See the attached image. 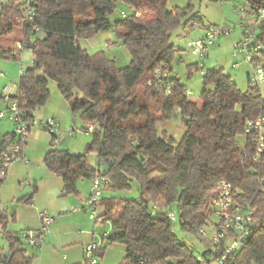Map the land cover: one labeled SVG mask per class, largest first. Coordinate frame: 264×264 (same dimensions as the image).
Returning a JSON list of instances; mask_svg holds the SVG:
<instances>
[{"label": "trees", "instance_id": "16d2710c", "mask_svg": "<svg viewBox=\"0 0 264 264\" xmlns=\"http://www.w3.org/2000/svg\"><path fill=\"white\" fill-rule=\"evenodd\" d=\"M246 1L264 5V0ZM34 5L30 26L23 24L19 5L3 6L0 12V20L11 16L8 23L0 22V37L21 23L25 48L33 57L18 78L12 99L32 113L47 102L49 81H53L83 125H99L88 148L97 150L105 171L92 169L84 154L52 143L46 152L45 164L62 178L64 193L78 194V181L91 180L99 172L108 181L104 190L138 185L137 198H100L102 211L97 220L110 222L112 227L106 240L125 248L119 264H134L139 258L148 264L167 259L192 264L193 250L176 236L166 213L179 205L180 227L197 234L207 223L208 203L221 179L233 184L235 198L254 208L259 221L257 230L228 256L226 264H264V191L260 182L264 150L253 160V146L244 132L246 120L264 114L261 89L248 85L241 92L220 69L205 70L199 105L188 98L172 73L169 95L147 84L159 65L172 72L170 63L177 51L172 31L199 20L190 5L169 8L167 0H34ZM122 11L125 17H121ZM114 14L118 16L111 19ZM103 31H112L129 52L125 67H117L103 50L90 54L80 46L79 40ZM8 53L0 50L2 57L9 58ZM195 68L199 69L197 63ZM177 109L185 129L178 140L157 129V123L171 119ZM240 135L245 136L242 145L237 140ZM13 137V132L4 135L0 151ZM153 204L157 205L154 212ZM2 224L0 262L32 264L22 236L6 230L4 215ZM105 249L101 247L97 256Z\"/></svg>", "mask_w": 264, "mask_h": 264}, {"label": "built area", "instance_id": "2783aa9c", "mask_svg": "<svg viewBox=\"0 0 264 264\" xmlns=\"http://www.w3.org/2000/svg\"><path fill=\"white\" fill-rule=\"evenodd\" d=\"M12 4L19 5L23 24L30 26L35 14L34 0H0V8ZM233 11L240 15L238 25L242 31V38L234 44L233 55H236V53L243 54L244 60L251 67L247 75L248 85L251 88L261 89L264 84V5L248 1L244 6L234 7ZM135 14L138 16L140 12ZM125 16L126 13L122 11L121 17ZM231 30L230 27L210 25L202 36L187 40V49L192 56L197 58V65L201 74L205 72L202 61L208 52V48L219 36L228 34ZM33 31H37V26L33 27ZM28 36H31V34L28 33ZM119 45L117 39L105 42L107 48ZM24 49L25 40L22 37L14 43L8 53L10 59L17 60L20 63L19 77L24 70L21 64V54ZM233 65L237 66V63ZM2 75L3 73L0 72V76ZM170 76L171 72L165 68V65H159L148 79L147 84L159 93L169 95L172 93L173 87ZM14 85L17 87L18 80ZM186 93L188 95V91ZM14 95L8 86H4L0 92V100L4 104L0 108V119L6 118L12 123L14 134L10 144L0 151V185L7 177L8 169L12 163L17 160H26L23 154V146L33 126L39 125L51 135V143L55 146H57L58 135L61 130V124L55 117L36 118L31 112L29 113L21 108L16 99H12ZM177 111L179 110L177 109ZM99 130L98 124L78 125L71 123L67 126L69 136L75 134L91 135ZM244 132L249 136L250 143L253 146L251 158L255 160L264 150V114L246 120ZM260 182L264 191V175ZM107 183V179L101 172L91 179L90 193L83 203V208L88 210L89 216L93 220L98 219L99 207H101L100 198ZM234 192L235 188L230 181L221 179L218 182L216 191L208 203L210 215L207 223L197 232V235L206 241V248L198 255L193 253L192 264H226L228 256L257 230L259 221L255 217V209L237 200ZM156 208L157 205L153 204L152 212ZM179 208V205H173L166 213L172 224L175 221L179 223L182 221L178 218ZM78 209L80 208H73V210ZM3 215V206L0 199V237L3 235ZM37 218L39 220L38 232H27L22 237L28 245L41 248L43 239L50 230L53 218L47 210L39 211ZM209 225L211 233L208 236L205 228ZM108 235L109 231H103L95 240L83 247L84 263L80 264H98L96 253L101 247L109 245L106 240ZM0 264H4V262L1 261ZM134 264L148 263L143 258H139ZM151 264H179V262L176 259H167L158 260Z\"/></svg>", "mask_w": 264, "mask_h": 264}, {"label": "crops", "instance_id": "0c3cea01", "mask_svg": "<svg viewBox=\"0 0 264 264\" xmlns=\"http://www.w3.org/2000/svg\"><path fill=\"white\" fill-rule=\"evenodd\" d=\"M1 10L2 8H0V12ZM9 17L11 18V16H3L0 22L8 23ZM109 32L114 36L112 31ZM23 36V26L19 23L10 32L0 37V50L11 49L14 43L22 39ZM105 36L103 31L91 38L79 40V44L88 53L94 54L100 51L101 41H110L112 37ZM19 65L17 60L0 56V72L3 73L0 76V92L4 86H8L13 94H16L17 87L14 84L19 78ZM49 85L50 95L47 102L34 109L33 116L38 119L53 116L61 126L63 123L67 125L77 124V122H79L78 125H83L81 121H78L77 115L71 111L68 102L62 97L56 84L49 83ZM3 106L4 104L0 100V108ZM12 132V123L6 118L0 119V144L4 135ZM50 149L51 135L41 126H33L23 146L26 160H17L12 163L8 169L7 177L0 185V199L7 223L6 230L9 234L17 236H22L27 232L37 233L39 228L37 213L47 210L53 221L49 232L43 239L41 248L28 245L22 237L25 243L23 248L26 249V255L32 258V264L84 263L83 247L98 237L95 226L98 220L91 219L88 210L83 208V203L90 193L91 180L84 182L81 179L78 181V194L64 193L62 178L49 170L45 164V154ZM29 196H31L30 201L26 203L24 199ZM75 207L80 209L73 210ZM3 242V238L0 237V244L2 245ZM110 245L106 246V249ZM106 249L99 257L103 260L101 264H119L120 260L114 258L112 253ZM98 264H100L99 260Z\"/></svg>", "mask_w": 264, "mask_h": 264}, {"label": "rangeland", "instance_id": "374dc122", "mask_svg": "<svg viewBox=\"0 0 264 264\" xmlns=\"http://www.w3.org/2000/svg\"><path fill=\"white\" fill-rule=\"evenodd\" d=\"M247 2L246 0H167L169 8H184L190 5L192 13L199 18V20H195L186 27L179 26L172 31L171 41L176 46L177 51H175L170 63L172 76L178 79L186 91H188V98L197 102L199 105L200 95L203 89L202 74L200 69L195 68V64L198 60L189 53L186 42L188 39L202 36L205 29L210 25L230 27L232 29L230 33L219 36L208 48V52L202 61L203 69H220L231 78L241 92H244L248 87L247 74L251 70V67L249 63L244 60L243 54L236 53V55H233L234 44L242 38V31L238 25L240 15L235 13L233 9L236 6H244ZM118 8H121V4H118ZM117 16V14H114L110 18L113 19ZM104 32L106 35L105 37L112 36L110 41L116 39L115 35L113 36L111 32ZM39 35L41 36L40 33ZM105 42L104 40L101 41L100 50H103L109 57L113 58L117 67H125L130 60V55L126 48L121 44L119 46L107 48ZM32 58L31 50L28 48L24 49L22 54V64L24 68L32 64ZM234 63H237V66H234ZM49 83L54 82L50 81ZM208 88L212 89V86ZM261 93L264 96V84L261 87ZM76 115L79 119L78 121H80L79 114ZM70 124H62L56 147L63 149L70 148L69 150L71 152L84 154L87 163L92 169L101 172L105 171L106 166L99 163L97 150L88 148L89 143L93 139V135L75 134L74 136H69L67 133V126ZM77 124H79V122H77ZM157 129L159 132H167V134L173 136L177 140L180 139L185 130L178 111H175L171 119L158 122ZM237 140L238 143L242 145L245 141V136L240 135L237 137ZM82 181L86 182L87 180L83 179ZM102 196L104 198H137L139 196L138 185L132 183L131 188L128 190H104ZM99 211H102L101 207H99ZM95 226L98 235L103 231H109L110 233L112 230L110 222L104 224L99 220ZM173 230L176 236L193 250L194 254L198 255L206 248V241L203 240V238L197 234L184 231L180 227L178 221L173 222ZM205 230L209 236L211 233L210 225L206 227ZM106 250L111 252L114 258H118L120 262L124 259L125 248L122 244L111 243ZM28 252H30V250H28ZM98 260L100 264L103 261L99 259V257Z\"/></svg>", "mask_w": 264, "mask_h": 264}, {"label": "water", "instance_id": "95a60500", "mask_svg": "<svg viewBox=\"0 0 264 264\" xmlns=\"http://www.w3.org/2000/svg\"><path fill=\"white\" fill-rule=\"evenodd\" d=\"M105 153H103V155H104Z\"/></svg>", "mask_w": 264, "mask_h": 264}]
</instances>
